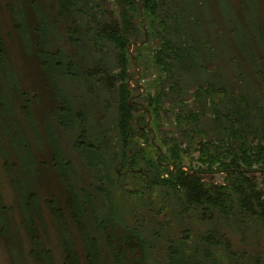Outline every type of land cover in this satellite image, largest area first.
I'll return each mask as SVG.
<instances>
[{"label": "trees", "instance_id": "trees-1", "mask_svg": "<svg viewBox=\"0 0 264 264\" xmlns=\"http://www.w3.org/2000/svg\"><path fill=\"white\" fill-rule=\"evenodd\" d=\"M119 1L118 21L93 14L96 0L6 1L0 156L21 218L0 191L11 264H28L20 225L36 264H55L51 226L63 264H264V3L145 0L162 26L153 57L182 95L162 152L146 125L167 87L135 106L126 31L138 9Z\"/></svg>", "mask_w": 264, "mask_h": 264}, {"label": "rangeland", "instance_id": "rangeland-1", "mask_svg": "<svg viewBox=\"0 0 264 264\" xmlns=\"http://www.w3.org/2000/svg\"><path fill=\"white\" fill-rule=\"evenodd\" d=\"M6 1L7 0H0V20L4 23V30H9V17H8V11L6 9ZM29 1L30 0H26ZM36 2L43 3L44 0H35ZM133 1L138 11L136 13L132 14L131 22L133 24V27L137 30H133L132 28H129L127 26L126 33L128 35L130 46L128 48V65H127V74H128V83L130 88L132 89L134 100L136 101L135 106L138 108H144L146 105H148V98L149 96H155L161 87L165 85L166 88V94L161 97L162 102V110L160 114L158 115V119H154V113L151 114L150 121H148L146 127L150 128L152 130V133L154 136H152V139L160 140L159 135L161 136L162 141H160L162 152L166 151V147L162 142H168L167 138L169 136H172L173 130L175 129L174 126V118L176 113L180 111L181 105L176 100H180L181 96L174 97V92H172L168 88V84H164V78L163 74L160 72L159 67L157 66L155 59L153 57L154 52L156 48H158L162 42L161 35L159 34V31H161L162 26L158 23L159 19L156 17V15H152L151 12L148 11L145 0H131ZM159 3L163 0H157ZM239 1V0H238ZM246 2V0H244ZM250 1V0H249ZM97 3H99L98 6H94V3L88 4L89 6H92V13L97 15H106L109 18H114L118 21V18L120 17V13L122 11L123 6L120 5L119 0H96ZM259 2L262 4L264 3V0H259ZM54 2H52L53 4ZM164 3V2H163ZM164 6V4H163ZM131 7L128 3L125 4L124 8ZM99 12H102V14H99ZM162 11H160V14ZM155 14L158 15V11L155 12ZM214 16H216V13H213ZM108 18V19H109ZM122 27V24H120ZM184 30V29H183ZM9 43V49L10 52L14 58V61L16 62V65L18 67V70L24 71L26 73V67H25V61L22 59V47L20 44L8 39ZM61 43H63L64 46H67V42L65 39H61ZM108 46V44H105ZM109 50L112 49L111 46L107 47ZM110 60L114 61V54L110 56ZM33 64L39 66L37 61L32 62ZM34 65L33 69H28V75L33 74V77H36L37 79L41 76L37 74L34 70H37V66ZM116 71L117 68L115 69ZM35 82L25 80V90L28 93L29 96H32L35 90ZM74 88V87H73ZM75 89V88H74ZM74 89L67 88V91L74 92ZM78 93V92H74ZM95 92L91 90L89 91V96L92 98H95ZM188 99L191 98L190 94L184 95ZM175 98V99H174ZM192 105L191 100H189V105ZM150 114V113H149ZM177 139L184 141V138L177 137ZM193 156H196L197 153H192ZM184 163H188V159L186 158L184 160ZM224 175H222L220 172L215 173H208L205 175L206 180L214 181H220L222 180ZM0 191L2 195L3 202L6 206L11 208V213L14 215L16 221L18 224H20L21 218L19 215V212L16 208L13 192L11 190L8 176L2 166V158L0 156ZM20 230L22 234V242L25 250V254L27 257L28 264H36L34 260L31 257L30 254V248L31 244L28 240V237L25 235L24 229L20 225ZM49 241L47 242V246L51 249L54 262L55 264H63L62 260V248L60 245V242L57 238L56 232L54 228L51 226L49 228ZM0 264H11L10 262V256L8 254L6 244L4 239L0 236Z\"/></svg>", "mask_w": 264, "mask_h": 264}]
</instances>
